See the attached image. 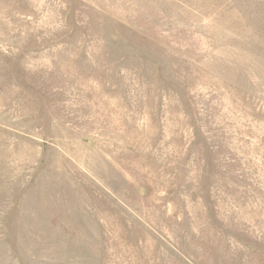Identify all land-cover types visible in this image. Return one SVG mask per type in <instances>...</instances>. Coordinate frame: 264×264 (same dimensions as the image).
Masks as SVG:
<instances>
[{"label":"rangeland","instance_id":"obj_1","mask_svg":"<svg viewBox=\"0 0 264 264\" xmlns=\"http://www.w3.org/2000/svg\"><path fill=\"white\" fill-rule=\"evenodd\" d=\"M0 264H264V0H0Z\"/></svg>","mask_w":264,"mask_h":264}]
</instances>
